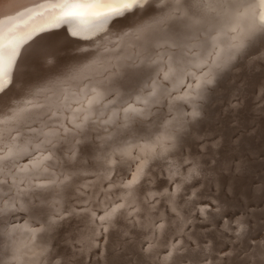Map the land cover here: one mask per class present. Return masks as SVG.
Here are the masks:
<instances>
[{"label": "rangeland", "instance_id": "rangeland-1", "mask_svg": "<svg viewBox=\"0 0 264 264\" xmlns=\"http://www.w3.org/2000/svg\"><path fill=\"white\" fill-rule=\"evenodd\" d=\"M245 2L254 3V0ZM155 7H162L160 0H155ZM51 12L45 10L39 13L14 32L22 40L29 33L36 35L45 32L52 23L49 18ZM160 13L153 11L148 15L140 14L133 17V24L125 25L127 27L117 30L109 38L105 36L102 42L84 45L75 52H67L64 67L55 64L56 59H50L49 65L45 68L42 66L44 69L40 71L41 74L37 73L38 76L40 74L37 81L31 82L30 79L36 76L31 72V76L28 74L29 78L26 77L31 83L25 87L18 86V90H22L19 92L23 93L19 101L8 109H0V120L8 121L0 123V158L8 156L9 150L12 152L10 158L0 159V176L10 172V178L16 179L14 182L18 185V194L28 198L30 203L29 207L23 208L19 201H0V207L5 204L14 205V210L6 211L0 217V264H6L7 260L19 254L20 245L25 239V243H31L28 238L37 228L35 223L40 220L48 229L57 227L66 234L87 221L86 215L84 216L86 210L101 208L114 199V207H126L116 218L117 222L136 210L133 188L126 185L133 176H137L144 159L138 155L139 147L135 141L138 117L129 118V113L125 110L130 105L139 108L137 96L153 92L154 81H161L166 90L176 88V73H169L166 80L163 71L165 64L169 62L170 52L175 49L174 45L148 48V38L152 37V33L141 31L144 25L151 23ZM263 54L264 45L246 58L247 63L238 65L234 77L217 84L208 108L201 115V132L197 139L199 143L192 145V156L201 159L209 178H199L189 183H194L193 189L196 192L206 193L203 197L205 203L198 204L195 209L207 208L216 215L224 210L223 220L234 226L227 229L228 234L222 237L221 222L215 229L214 221L209 223L200 214L194 221L199 230L212 233L211 241L221 247V251L216 253L221 258L219 264H254L249 257L252 245L264 238V196L260 193V188L264 186ZM193 62L192 56H189L187 63ZM184 91L185 87L177 94ZM13 111L17 112L15 118H11ZM66 138H69L68 145ZM79 141H87L88 157L84 161L90 163H93L92 153L99 160L103 145L110 146L109 151L115 156L120 149H124L132 157L116 191H109V184L103 186V191L109 192L107 199L103 202L100 200L97 205L68 207L71 197L69 188L77 181L75 169L70 168L76 155V150L71 147L80 144ZM161 161L169 170L166 182L162 190L153 195V199V196L149 197L144 203V209L140 210L152 213L156 210V214L164 211L167 215H173L177 211L171 209L169 200L177 181L172 180L178 179L179 173L180 180L190 173L192 161L179 164L176 169L179 171L176 173L172 172L175 163H179L176 156L163 158ZM83 166L84 162L79 165L80 168ZM39 185L44 187H38ZM67 185V191L62 192ZM160 197L164 204L157 208V199ZM236 219H243L251 233L243 244H240L242 240L233 236ZM132 225L137 229L139 227L135 221H132ZM191 229L190 226L188 230ZM53 232L49 230L47 237L50 238ZM119 234H112L108 240L100 235L103 240L100 243H106L109 248L108 264H137V253L128 246L132 235ZM63 243L55 247H61ZM149 244L153 247L156 243ZM204 244L210 245L211 242ZM5 245L9 246V251L3 254ZM190 247L196 248L192 245ZM75 249H79V246ZM63 253V259H54L58 260L57 264H98L102 260L100 250L86 258L78 257V262L77 256L71 254L69 247ZM36 255L37 252L30 254L32 257ZM207 262L209 260L205 261ZM182 264L192 262L185 260Z\"/></svg>", "mask_w": 264, "mask_h": 264}, {"label": "bare ground", "instance_id": "bare-ground-1", "mask_svg": "<svg viewBox=\"0 0 264 264\" xmlns=\"http://www.w3.org/2000/svg\"><path fill=\"white\" fill-rule=\"evenodd\" d=\"M55 3H57V0H0V32L16 31L24 23L37 17L39 13L45 10L52 11L51 5ZM161 15L162 13L157 17ZM127 24H133V17L129 19L122 18L119 23L109 22L107 26L102 27L98 25L91 27L87 22L78 20L70 23H60L55 27L49 26L45 32L25 36L23 39L25 43L20 48V55L17 57L13 72V84L9 85L5 93L0 94V109H8L11 105L16 104L23 95V93L19 92L22 90H18V86L22 85L25 87L28 86V83L37 81L41 74L40 71L42 72L49 65L48 61L50 59H56L55 64L59 67H64L66 63L64 57L65 54L67 55V52H75L80 50L84 45L102 42L105 40V36L109 38L117 30L127 27L125 26ZM227 24L226 20H221L218 26ZM73 33H78V35H73ZM151 33L152 37L148 38V48L159 45H174L175 47L170 52L168 56L169 62L165 64L163 71L165 74H169V67L174 70L171 73H176L174 77L176 88L174 90H166L161 81H154L152 83L154 95L151 92L146 96H137L138 106L139 109H142V115L138 116L137 119L138 127L135 141L139 147L138 155L143 157L144 161L139 166L137 173L139 183L132 186L131 189L133 188V196L139 208L137 209V206H135L136 210L134 212L130 213L124 220L117 222L116 218L126 208L123 206L120 212L112 219L111 223H105L99 218L110 212L113 208H116L114 207L116 204L114 199L101 208L86 210L84 216L86 215L87 221L84 224L80 223V225L74 227L71 233L66 234L57 227L48 229L44 222L40 220L35 223V227L37 228L34 229L35 231L28 238L31 243H25V239L20 245L19 254L7 260L6 264H57L58 260L54 261V259L56 257L63 259L65 257L63 251L65 248L68 249V247L71 250V254L75 257L77 256V262L79 261L78 257L86 258L90 254H94L100 250L102 251V260L98 264H108L107 255L109 248L106 243H100L102 240L100 235L105 236V239L108 240L115 233L132 235L128 246L131 250L135 249L137 264H172L169 252L176 247H181V249L187 247L183 251L184 258L180 261V264L185 260L192 262V264H219L221 262L220 256L216 254L221 251V247L216 242L211 241L212 233L199 230V226L194 221L198 217V214H200L209 223L214 221L213 225H215V229L218 228L221 222L223 227L222 237L228 234L226 233L227 229L234 226H231L230 222L223 220L225 216L224 210H221L218 213L219 215H216L215 212L209 211L207 208L200 207L199 209H195L198 204L205 203L203 197H205L206 193L196 192L193 189L194 183H189L199 178L203 180L209 178L201 159L192 156V145L199 143L197 139L201 132V115L204 109L208 108L210 99L212 100V93L217 84H221L227 79L229 80L235 74L234 72L237 67L247 63L246 58L249 55L251 56L254 51L263 47L264 36L257 31L252 37V43L244 51L238 53L231 62L221 69L213 70V75L211 76L212 82L197 94L196 80L203 79L204 77L201 76V73L194 66L197 61L193 58V52L197 55L202 54L206 34L195 30L178 31L168 25L159 26L152 30ZM189 56H192L194 60L192 64L187 63ZM31 72L33 76L34 74L36 76L35 78L32 76L33 78L30 79V82L26 77L29 78V75L31 76L32 74ZM38 72L40 73L39 76ZM205 72H207V69H205ZM183 87H185V91L182 94H177ZM141 101H147V103L143 104ZM182 103H185V105L183 106ZM67 136L68 133L66 132ZM66 139V145H68L69 138ZM79 143L71 147L73 150H76V155L70 168L75 169L77 181L69 188L71 197L70 203L67 204L68 207L80 204L97 205L100 200L103 202L107 199L109 192L103 191V186L109 184L108 190L116 191L121 182V176L127 169V164L132 157L124 149H120L115 156L109 151L110 146L103 145L101 148L102 152L98 156L99 160L92 153L91 158L93 163H90L84 161L88 157L89 146H87V141H79ZM171 156H176L179 162L178 164L175 163L176 165L172 167L173 173L179 171L176 170L179 164H184L187 160L192 161L191 172L184 176L182 180H180V173L178 179H171L174 182L177 181V185L172 189V196L169 202H171V209L177 211V213L167 215L164 211H160L158 214H156V210H153V213L151 211H141L140 209H144L145 201L162 190L169 170L167 165L161 160ZM57 159L58 154L56 155V161ZM83 162L84 166L80 168L79 165ZM10 177V172L0 176V181H7V184H1L0 186V201L3 202L6 199L15 200L19 201L23 208L29 207L28 198L23 197L17 192L18 185L14 182L16 179ZM187 184L189 186L182 188ZM67 189L68 185L63 188L62 192L65 193ZM186 195L189 196L186 197ZM163 204L164 201L161 197L157 199V208ZM127 206L130 205L127 204ZM132 221L137 222L138 229L132 225ZM236 221V230L232 231L233 236L242 240L240 244H243L250 237L251 233L243 219H236ZM239 222H243V226L246 229L245 232L239 231ZM159 224H163L165 227L161 229L158 227ZM190 226L192 229L188 230ZM49 230L54 231L53 234H50V238L46 235ZM208 241L211 244L205 245L204 243ZM62 242L64 243L61 247H55V245ZM152 242L156 243L153 247L149 244ZM191 245L196 246V248H191ZM76 246H79V249H75ZM257 246H264V238L252 245L249 257L254 264H258V257L261 255ZM97 247H99V250H97ZM10 249L12 248L10 247ZM8 251L9 246H3V254L8 253ZM33 252H37L38 255L35 257L30 256ZM253 253H256V255H253ZM206 260H209V262L205 263Z\"/></svg>", "mask_w": 264, "mask_h": 264}, {"label": "snow or ice", "instance_id": "snow-or-ice-1", "mask_svg": "<svg viewBox=\"0 0 264 264\" xmlns=\"http://www.w3.org/2000/svg\"><path fill=\"white\" fill-rule=\"evenodd\" d=\"M160 3L162 7L157 9L155 0H57V3L51 5L52 12L49 18L53 23L49 26L55 27L60 23L79 20L87 22L91 27L97 25L102 27L109 22L119 23L122 18L129 19L140 14L148 15L153 11H159L162 15L144 25L141 31L150 32L159 26L168 25L178 31L195 30L206 34L202 54L197 55L193 52V58L197 61L194 66L204 77L196 80L197 94L212 82L213 70L221 69L238 53L244 51L252 43V37L257 31L264 36V0H254V3H246L245 0H160ZM221 20H226L228 24L218 26ZM24 43L25 40L20 39L14 31L0 32V94L5 93L9 85L13 84L17 57ZM173 71L169 67V72ZM168 78L166 73L164 79ZM141 103L146 104L147 101ZM125 111L129 113V118L142 115V109L131 105ZM16 116L17 112H11V118ZM7 122L0 120V123ZM11 155L12 152L9 150L8 156L0 159H8ZM138 183L139 177L133 176L126 187L131 188ZM0 184H7V181H0ZM260 193L264 196V186L260 188ZM122 207L123 205L113 208L99 219L111 223ZM8 210H14V205L5 204L0 207V216ZM36 210L42 211V209ZM158 227L163 229L165 226L159 224ZM238 228L240 232L246 231L243 222H239ZM257 248L261 254L258 257V264H264V246ZM169 258L172 264H180L184 258L181 247L170 250Z\"/></svg>", "mask_w": 264, "mask_h": 264}]
</instances>
